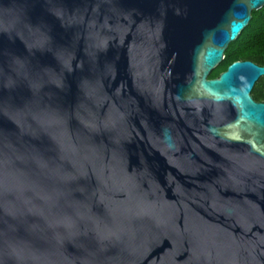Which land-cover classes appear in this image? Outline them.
Wrapping results in <instances>:
<instances>
[{
    "label": "water",
    "instance_id": "water-1",
    "mask_svg": "<svg viewBox=\"0 0 264 264\" xmlns=\"http://www.w3.org/2000/svg\"><path fill=\"white\" fill-rule=\"evenodd\" d=\"M263 7L0 0V264H264Z\"/></svg>",
    "mask_w": 264,
    "mask_h": 264
},
{
    "label": "trees",
    "instance_id": "trees-1",
    "mask_svg": "<svg viewBox=\"0 0 264 264\" xmlns=\"http://www.w3.org/2000/svg\"><path fill=\"white\" fill-rule=\"evenodd\" d=\"M236 60H253L264 65V7L253 10L250 24L243 30L240 37L229 45L226 58L209 77H218ZM252 93L257 100L264 101V76L256 83Z\"/></svg>",
    "mask_w": 264,
    "mask_h": 264
}]
</instances>
